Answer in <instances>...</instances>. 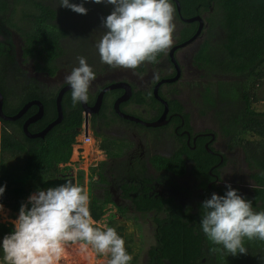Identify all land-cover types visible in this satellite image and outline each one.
Masks as SVG:
<instances>
[{"label":"flooded vegetation","instance_id":"flooded-vegetation-1","mask_svg":"<svg viewBox=\"0 0 264 264\" xmlns=\"http://www.w3.org/2000/svg\"><path fill=\"white\" fill-rule=\"evenodd\" d=\"M83 4L88 9L87 14L67 11L59 18L65 35L61 39L63 53L56 59L54 75L39 70L35 57L28 59L25 56L23 41L19 49L15 35L10 45L16 51V62L11 59L0 62V83L4 88H10L9 94H3V110L10 116L18 113L9 111L19 106L22 96L35 89L48 100L57 99L68 84L63 81L52 85L53 81L57 77H66L78 66L79 56L86 57L95 72L89 89L91 111L84 116L89 120L93 143L99 144L103 157L92 160L87 170L81 165L72 169L71 159L60 162L64 171L42 183L74 177V183L82 186L88 195L89 183H96V188H91L95 195L110 200L103 220L107 224L110 219L116 230L132 237L127 232L131 229L129 223L137 230L148 226L154 235L157 217L166 218L171 213L185 215V219L196 222L201 217L203 200L213 192L223 195L228 184L252 200L256 186L252 168L245 153L244 161L234 159L233 149L239 146L231 145V137L225 135L214 115V105L204 95L208 87H212L209 83L214 81V72L197 54L208 39L209 13L188 14L183 0H173L175 27L171 46L158 53L155 62H144L135 69L112 68L101 62L95 47L103 31L101 18L108 15L111 5L101 6L94 0H86ZM198 16L202 17L203 27L197 35L201 21L190 19ZM0 38H3L1 34ZM70 91L64 93L62 105ZM102 92L101 105L95 110ZM32 100L35 98L26 101L21 108ZM38 100L43 105V112L28 126L29 130L30 126L36 130L33 133L42 131L58 115L57 104L53 114L47 103ZM39 109L40 105L32 104L19 118L10 121L23 122L24 131L25 122ZM51 117L52 121L43 129L34 127ZM5 121L9 120L0 114L2 127L8 128ZM220 139L225 142L220 144ZM182 164L185 166L183 173ZM245 170L248 173H243ZM245 179L250 183H244ZM148 252L149 249L146 258Z\"/></svg>","mask_w":264,"mask_h":264},{"label":"trees","instance_id":"trees-1","mask_svg":"<svg viewBox=\"0 0 264 264\" xmlns=\"http://www.w3.org/2000/svg\"><path fill=\"white\" fill-rule=\"evenodd\" d=\"M183 3L188 14L209 13L208 39L197 54L214 72V81L209 83L212 87H208L204 95L214 105V115L225 135L231 137V145L241 147L245 153L256 183L252 204L255 210H264V111L256 110L254 105L264 100V0H183ZM67 11L73 12L58 6V0H0V34L3 36L0 38V62L3 59L16 62V51L10 45L16 33L23 40L25 56L35 57L39 70L54 75L56 59L63 53L61 39L65 35L59 18ZM223 76L230 79L224 80ZM3 86L0 83L2 93L9 94L10 88ZM38 91L23 95L19 106L8 111L18 112L26 101L40 98L48 104L50 113L55 114L56 97L48 100ZM63 105V121L44 138L28 137L22 130L23 122L10 120L5 121L8 128L0 132V186L7 185L0 203L14 216L21 203L38 187L42 188L43 181L64 171L59 163L71 159L76 137L84 123V109L81 103L73 105L71 91L66 94ZM51 119L39 121L34 127L43 129ZM30 131L36 130L30 126ZM181 168L183 173L184 164ZM81 172L83 177L84 171ZM89 184L90 211L94 220L100 221L108 211L110 200L99 199L91 189L96 188V183ZM185 217L174 213L166 218L157 217L155 242L149 247L147 264H264V241L245 238L247 253L237 255L222 249L212 251L218 246L200 230V219L195 222ZM106 226L113 227L110 219ZM11 229V222H1L0 238ZM117 232L126 237L125 247L132 254L133 237L123 235L120 229ZM2 256L0 252L1 264ZM132 257L130 264H140V255Z\"/></svg>","mask_w":264,"mask_h":264},{"label":"clouds","instance_id":"clouds-1","mask_svg":"<svg viewBox=\"0 0 264 264\" xmlns=\"http://www.w3.org/2000/svg\"><path fill=\"white\" fill-rule=\"evenodd\" d=\"M94 2L112 6L111 12L101 18L103 31L95 44L102 63L135 69L144 62H155L157 54L171 46L175 27L173 0ZM58 6L79 14L88 12L83 3L73 0H58ZM77 59L78 66L65 77L73 105L88 101L90 84L95 79L86 57ZM84 135L93 141L85 116L76 141L79 136L83 140ZM6 187L0 186V199ZM89 203L88 192L72 179L47 189L38 187L21 203L18 215L11 220V231L0 238L2 264H58L67 242L78 243L81 251L90 246L98 255L108 256L106 264H130L133 257L124 238L114 227H101ZM199 228L218 246L212 251L247 253L245 238L264 241V210H255L252 200L228 184L223 195L213 192L203 200Z\"/></svg>","mask_w":264,"mask_h":264},{"label":"rangeland","instance_id":"rangeland-1","mask_svg":"<svg viewBox=\"0 0 264 264\" xmlns=\"http://www.w3.org/2000/svg\"><path fill=\"white\" fill-rule=\"evenodd\" d=\"M22 41H23L22 38L19 37V35L15 34V42L19 49H20V45L22 44ZM63 81H65V76L57 77L56 80L53 81L52 85H59V83ZM262 90L263 89H261V91ZM254 105L256 110L264 111V100L254 103ZM2 129H3L2 123L0 122V131ZM78 139L81 140V136H79ZM93 141H91L90 143L84 142L83 144H81L83 146L82 149L79 148L78 145L74 146L73 153L71 156V161L69 163L72 169H76L77 166L81 165L85 170H87L89 168V163L92 162V160L100 159L101 157H103L99 144L96 145L97 143H95L94 145ZM220 141H221L220 144L225 142V140L222 141V139H220ZM233 150L235 156L234 159L241 162L244 161L243 160L244 152L239 147L238 148L236 147ZM240 168H244V166ZM244 172L248 173L246 170L243 171V173ZM252 172L254 171L252 170ZM244 183H250V182L245 179ZM17 215L18 213H16V216ZM16 216L13 215L10 209H8L6 206L3 205V210L0 211V223L11 222V220L14 219ZM97 222L102 227L106 226L105 220L103 219ZM129 227L131 229L127 230V232L133 235V243H132L133 252L131 255L132 256L134 254L140 255V259H139L140 264H146L147 250L155 242L154 235L152 234V229H149L147 226L144 227L143 230H137V228L131 225L130 223H129ZM108 258H109L108 256L98 255L95 252V250L92 249L90 246L88 247L87 251H81L78 243L67 242L65 245V251L61 259L58 261V264H106Z\"/></svg>","mask_w":264,"mask_h":264},{"label":"water","instance_id":"water-1","mask_svg":"<svg viewBox=\"0 0 264 264\" xmlns=\"http://www.w3.org/2000/svg\"><path fill=\"white\" fill-rule=\"evenodd\" d=\"M198 18L200 21H201V24L199 26V29H198V32H197V35L200 34L201 30H202V27H203V23H202V17L201 16H198V17H195V18H192L190 20H193V19H196ZM113 87V86H112ZM70 89V86L67 85L65 86L59 93V95L57 96V99H56V104H57V109H58V115L56 117L55 120H53L51 123H49L42 131L40 132H36V133H33L29 130V124L33 121H36L38 118H40L42 116V112H43V105L41 104L40 100L38 99H35V100H32L30 102H28L27 104L24 105L23 108H21V110L18 111L17 114L13 115V116H10V115H7L4 113V110H3V105H4V96H3V93L2 91L0 90V114H1V117L4 118V119H7V120H16L17 118H19L25 111L28 107H30L32 104H37V105H40V109L39 111L36 113V115H34L33 117L29 118L25 124H24V131L26 133V135L30 138H36V137H45L46 134L54 127L56 126L57 124L61 123L63 121V118H64V111H63V105H62V99H63V95L64 93ZM102 95H103V92L99 95L98 97V100H97V103L95 105V110H97L100 105H101V102H102ZM83 104V108L85 110V114L88 116V114L90 113L91 109H90V106H88V101L86 103H82ZM85 122H86V125L88 126V118L86 117L85 119ZM68 179H72L73 182H74V177H71V178H68ZM65 181V178H62V179H54V180H48L46 182H44L42 184V188L43 189H47L49 187H52V186H56L58 184H61Z\"/></svg>","mask_w":264,"mask_h":264},{"label":"built area","instance_id":"built-area-1","mask_svg":"<svg viewBox=\"0 0 264 264\" xmlns=\"http://www.w3.org/2000/svg\"><path fill=\"white\" fill-rule=\"evenodd\" d=\"M91 141H92V137H91V136L84 135V139H83V140H79V139H77L75 145H78L79 148L82 149L83 146H82L81 144H83L84 142H85V143H90ZM75 145H74V146H75Z\"/></svg>","mask_w":264,"mask_h":264}]
</instances>
